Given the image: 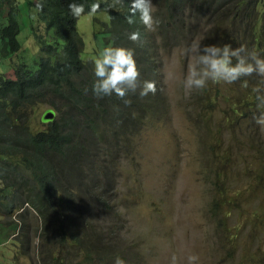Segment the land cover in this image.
I'll use <instances>...</instances> for the list:
<instances>
[{"label": "trees", "instance_id": "16d2710c", "mask_svg": "<svg viewBox=\"0 0 264 264\" xmlns=\"http://www.w3.org/2000/svg\"><path fill=\"white\" fill-rule=\"evenodd\" d=\"M37 2L0 0V59L4 58L0 64L9 66V70L5 71L0 65V215L13 217L17 214L21 232L18 234L20 248L17 253L23 257L31 256L36 264H74L71 256H80L82 260L79 264H92L94 261L114 264L117 256L124 259L126 264L139 263L132 257L130 263L125 257L126 251L108 245L112 241L110 235L104 233L103 226L92 225L91 213L98 210L105 213L107 207L110 208L104 196L114 192L115 187L103 179L110 177L107 172L112 170L113 162L123 160L129 152L134 151L133 142L136 137L147 133L143 128L151 120L150 115L159 118L167 114V101L160 90L150 96L145 109H133L121 99H101L94 111L95 116L106 124L107 130L97 135L90 129L82 128L77 122L80 116L87 124L94 119L88 117L89 109L84 113L82 110V101L87 99L83 93L87 94L92 74L90 64L84 60L76 43L80 39L84 45L77 31V20L73 18L68 5L75 2L90 8L93 2H98L101 9L97 14L105 11L113 18L116 26L112 33L125 42L121 29H132L124 10L125 1L122 5L109 8L112 0H39L43 4L42 11L36 8ZM249 2L162 0L159 9L172 4H182L183 10L189 8L191 14L197 15L203 23L204 36L200 43L216 39L217 45L230 44L235 49L248 44L246 48L252 51L259 39L264 40V26L259 29V21L264 19L259 8L264 7V0L252 2L254 10L247 7ZM169 11L168 19L161 18L158 12L154 19L160 21L157 28L165 38L164 48L172 49L175 45L181 48L185 45L177 37L178 22L171 8ZM208 17V22L212 20L214 26L206 30ZM45 27L59 29L66 36L65 43L50 45L46 36L41 35ZM23 33L28 34L27 40L20 39ZM32 35L34 39L37 38L38 46L37 52L34 48L31 59L34 64L13 62L10 58L24 52ZM145 38V33H142L140 42H133L142 78L152 68L145 45L149 42ZM244 80L248 82L246 88L242 87ZM212 85L202 90L201 97H194V91L190 97L192 112L199 117L202 110H207L212 121L222 119L216 127L217 132L209 135L206 150L209 159L203 164L215 179L211 183L214 196H219L214 200L210 213L218 214L222 205L231 206L234 203L236 217H248L262 224L264 208L253 209L251 203L245 208L247 202L243 199L242 190L237 189V183L246 181V188L252 185L256 187L258 193L253 198L264 195V160L259 161L258 169H255L254 166H246L249 161L239 162L229 152L233 128L239 127L242 134L246 133V125L252 114L248 113L249 106L260 110L257 108L258 93L255 90L259 89V94H264V78L253 74L228 84L226 88H218L215 94H212ZM236 90L242 92L235 97ZM92 96L95 97L94 94ZM226 106L229 110L225 112ZM49 110L56 113L53 121L42 119ZM228 119L236 120L224 128V121L228 122ZM43 125L47 126L41 128ZM224 132L230 135L229 146H226ZM94 136H97L95 140ZM262 139L264 137L259 133V142H263ZM50 147L55 150V167L45 160ZM259 152L258 149L257 156ZM31 153L37 154L39 160H31ZM102 156L107 159L102 160L104 165L100 166L98 162ZM227 165L232 173L238 169L235 180L223 176L221 169ZM91 176L95 180L101 177L102 187L96 182L92 184ZM111 176L114 179L117 177L114 173ZM213 179L205 178V181ZM75 181L79 187L73 185ZM84 184L88 186L87 189H83ZM217 228L222 231L227 227L224 221H219ZM239 229L237 226L236 230ZM35 239H38L40 246H33ZM237 249L238 246L228 249V255L233 257ZM259 256V264H264V251ZM240 264H245V260Z\"/></svg>", "mask_w": 264, "mask_h": 264}, {"label": "rangeland", "instance_id": "374dc122", "mask_svg": "<svg viewBox=\"0 0 264 264\" xmlns=\"http://www.w3.org/2000/svg\"><path fill=\"white\" fill-rule=\"evenodd\" d=\"M254 1L250 0L246 6L253 9ZM157 2L159 4L161 0ZM152 4L157 6L156 3ZM169 8L170 5L163 10L154 7V11L158 12L161 18L168 19ZM259 12L264 15V7L259 8ZM96 18L97 21L93 23L92 16L84 15L78 22V30L84 39L83 57L92 63L104 47L123 45L119 36L112 33L109 16L101 13ZM188 19L189 28L185 30L189 31L190 35L177 33L179 41L192 42L197 37L195 33L200 32L197 28H191L190 22L200 26L202 32L199 36L202 40V21L197 15L190 13ZM208 21L209 17L206 30L214 26ZM259 22L260 29L264 26V19ZM155 33L154 43H160V49H156L159 61H155L154 65L158 80L154 82L167 101V114L147 121L143 128L147 133L135 138L134 151L129 152L123 160L111 164L112 170L107 172L110 177L103 179L106 183H113L115 187L114 192L104 196L110 208L107 207L105 213L101 210L91 213L93 219L90 222L95 227L103 226L104 233L110 235L112 240L108 245L126 251L125 257L129 262L131 257L140 261L132 264H169L174 255L180 264H186V257L190 254L198 255V264H240L242 260H245V264H259V254L264 251V223L258 224L248 217H236L237 209L234 203L231 206L222 205L218 214L210 213L214 200L219 199V196H214L211 183L215 179L205 170L203 164L209 159L206 152L210 142L209 135L217 132L216 127L222 119L212 121L207 110L201 109V117L192 112L190 97L193 92L190 96H185L182 87V80L191 62L190 57L184 53L188 46L180 48L175 45L172 49H166L163 46L165 38L160 29L157 28ZM28 38L26 33L20 37L23 41ZM257 42L259 44H255V52L264 58V40L259 39ZM206 44H217V40L201 43L202 46ZM34 46L33 41L20 56L10 59L18 62L20 57L31 58ZM245 46L248 47V44ZM125 48L133 49L136 54L137 49L132 41H129ZM3 59H0L1 63ZM1 67L5 71L9 70L7 64ZM210 84L211 82L208 86ZM227 85L213 84L212 94ZM241 92L236 90L234 96ZM201 94L202 90H194V97H201ZM228 110L229 107L226 106L224 111ZM259 111L249 106L248 113L252 114L246 125V133L242 134L239 127L233 128V141L229 152L235 160L249 161L246 166H254L255 169L259 167L258 162L264 160V139L259 142L258 134L261 132L253 120V116ZM235 120L224 121V128ZM100 128H104V125ZM224 138L226 146H229L230 135L224 132ZM258 149L260 152L257 156ZM106 159L102 156L98 164L103 166L102 160ZM221 170L223 176L227 175L232 180H235L238 174V169L232 173L229 165ZM111 173L117 177L114 179ZM205 178L213 180L205 181ZM91 180L92 184L96 182V185L102 187L101 177L95 180L91 176ZM245 184L246 181L237 183V189L242 190L243 199L247 202L244 207L248 208L251 203L253 209L264 208V195L253 198L258 193L257 188L253 185L246 188ZM73 185L79 187L77 181L73 182ZM87 187L84 184L83 189ZM219 221H224L227 228L218 230ZM237 226L240 227L239 230H236ZM18 233L19 226H15V217L0 215V242L4 245L0 248V264H36L32 259L30 261L17 253L20 248ZM33 246H40L38 239L34 240ZM236 246V253L230 257L228 249H235ZM70 260L79 264L82 258L71 256ZM92 264L98 263L94 261Z\"/></svg>", "mask_w": 264, "mask_h": 264}, {"label": "clouds", "instance_id": "9594fccd", "mask_svg": "<svg viewBox=\"0 0 264 264\" xmlns=\"http://www.w3.org/2000/svg\"><path fill=\"white\" fill-rule=\"evenodd\" d=\"M124 1V10L127 14L128 23L130 24L132 29H121V31L123 32V36L126 38V41L122 42V47H104L98 53V56L93 61V63L84 59L87 63L90 64L92 83L88 87L87 94L83 93V95L87 97V99L82 101V110L84 113L89 109L88 117H94V119L91 124L89 123V121L87 124L80 119V116L77 119V122L82 126V128L90 129L91 132H94L97 135L104 132V130H107L106 124L102 119L95 116L94 111L101 99H121L125 101L126 104L129 103L130 106L133 107V109H145L149 104L150 96L158 91L156 83L154 82L158 80L155 75L156 67L154 64L155 61H159V58L156 55V49H160V43H154V38L156 36L155 32L157 31V27L159 26L160 21L154 19V15L157 13L156 11H154V7H159L162 0L159 4L157 0ZM152 3H156L157 6H154ZM122 4L123 0H112V3L108 5V7L115 8L117 5ZM36 8L41 11L43 10V4L42 2H39V0L36 4ZM68 8L73 18L77 20V31L79 33V36L82 37L78 30L79 19L84 15H89L92 16V21L93 23H95L97 21V13L100 11L101 6L98 2H93L90 5V8H86L83 4L73 2L69 3ZM170 8L172 10V15H175V19L179 24L177 25L179 33L190 35L189 31L185 30V28H189L188 13L191 14L190 9L186 8L183 10L182 4H172L170 5ZM5 11L8 10H6L5 8ZM101 13L106 14L105 11H101L99 14ZM109 18V25L110 27L112 26L113 30L116 24L113 18H111L110 16ZM179 19H181L182 21H180ZM190 25L191 28H197L200 30V32L195 33L197 34V37L192 42L189 41L186 43H182L183 45L188 46L184 49V53L190 57L191 61L188 65L187 74L182 80V87L185 96H190L194 90L205 89L208 86L209 82L213 84H232L240 81L244 77L252 76L253 74L264 78V58H261L255 52V50L249 51L244 45H241L235 49L230 44H224L223 46L217 44H206L202 46L200 43L201 37L199 36L202 32L200 27L194 25L193 23L191 24V22ZM142 33H145V39L149 42V44L145 45H147L148 47V56L151 59L150 61L152 67L151 71L146 72V77L144 78L140 76L141 74L137 66L138 61L136 58V54H134V50L125 48V45L129 41L139 43ZM41 35L43 37L46 36L50 45L53 46L63 45L66 40V36L61 34L59 29L56 28L45 27L41 30ZM33 41L35 42V52H37V38L34 39V36L32 35L29 44ZM76 43L79 45L82 52V41L79 39ZM29 44L26 46V48L29 46ZM21 54L14 55L12 57H17ZM32 57L33 56H31L30 59L20 57L19 61L20 63L22 61H27L28 64H34L31 60ZM242 87H248L247 80L243 81ZM255 91L258 93L256 96V100L258 102L257 108L260 109V111L257 115L253 116V120L255 121L256 125L259 126L261 134L264 135V94H259V89H256ZM93 94L95 95V97L92 96ZM49 112L54 113L53 119L49 120L53 121L56 117V113L53 110H49ZM46 114L47 113H44L42 119H44ZM150 118L154 119L158 117L150 115ZM102 124L104 125V128H100ZM96 138L97 136H94L93 140H95ZM30 159L33 161L39 160L37 154L34 153H31ZM45 160L47 164L55 167V150L53 147L48 148L45 154ZM16 216L17 214H14L13 216L15 217V226H19V233H21L20 224L17 223ZM30 257L31 256L28 255L25 256V258L31 261L32 258ZM198 261V255L190 254L186 257V264H198ZM32 262L35 263L33 260ZM114 264H126V261L117 256ZM169 264H180V261L174 255L171 257Z\"/></svg>", "mask_w": 264, "mask_h": 264}, {"label": "water", "instance_id": "95a60500", "mask_svg": "<svg viewBox=\"0 0 264 264\" xmlns=\"http://www.w3.org/2000/svg\"><path fill=\"white\" fill-rule=\"evenodd\" d=\"M54 117V113L53 112H48L45 117L44 120H52Z\"/></svg>", "mask_w": 264, "mask_h": 264}, {"label": "bare ground", "instance_id": "6f19581e", "mask_svg": "<svg viewBox=\"0 0 264 264\" xmlns=\"http://www.w3.org/2000/svg\"><path fill=\"white\" fill-rule=\"evenodd\" d=\"M121 34V33H120ZM143 40V39H142ZM144 41V40H143ZM84 51V50H83ZM89 51V50H88Z\"/></svg>", "mask_w": 264, "mask_h": 264}]
</instances>
